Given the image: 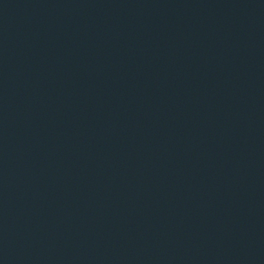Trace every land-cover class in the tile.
<instances>
[{
  "label": "water",
  "instance_id": "1",
  "mask_svg": "<svg viewBox=\"0 0 264 264\" xmlns=\"http://www.w3.org/2000/svg\"><path fill=\"white\" fill-rule=\"evenodd\" d=\"M0 264H264V0H0Z\"/></svg>",
  "mask_w": 264,
  "mask_h": 264
}]
</instances>
